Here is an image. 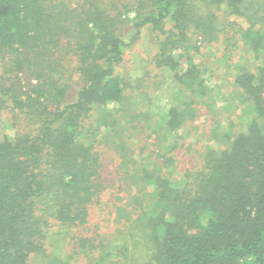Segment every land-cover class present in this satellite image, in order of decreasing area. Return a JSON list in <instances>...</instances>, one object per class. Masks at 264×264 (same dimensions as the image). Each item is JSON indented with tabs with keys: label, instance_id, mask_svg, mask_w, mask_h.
Returning <instances> with one entry per match:
<instances>
[{
	"label": "trees",
	"instance_id": "1",
	"mask_svg": "<svg viewBox=\"0 0 264 264\" xmlns=\"http://www.w3.org/2000/svg\"><path fill=\"white\" fill-rule=\"evenodd\" d=\"M0 126V264H264V0H0Z\"/></svg>",
	"mask_w": 264,
	"mask_h": 264
},
{
	"label": "rangeland",
	"instance_id": "2",
	"mask_svg": "<svg viewBox=\"0 0 264 264\" xmlns=\"http://www.w3.org/2000/svg\"><path fill=\"white\" fill-rule=\"evenodd\" d=\"M126 42L127 44L124 48L123 62L120 65L119 70L126 81L136 86L133 91L129 89L130 93L142 96V93L147 92L149 96H151V112L154 113L158 106L163 104L156 98V95L161 93V91L153 92L154 88L153 86L151 87L155 77V72H157V70L154 69V64L152 63V59L157 50L155 43L147 29H143L138 39L133 42H130L129 38L126 37ZM222 59V53L216 48H213L211 53H207L206 49H202L201 52L195 56V60L199 64H202L204 67L206 66V73L207 75H210L208 79L210 84L213 86L214 83H221V87L225 91H229L230 86L225 83V81L230 80L231 72L225 70L221 61ZM182 63H184V60ZM137 86H140L141 88L139 89ZM163 94H166V92ZM220 104L221 103H218L217 106H220ZM238 104L239 107L232 109L230 113L224 111L218 112L224 128L234 133L239 132L244 128V122L250 113L249 103L244 97L242 100H239ZM0 132H4V128L2 126H0ZM187 145L188 140L185 143V146Z\"/></svg>",
	"mask_w": 264,
	"mask_h": 264
}]
</instances>
